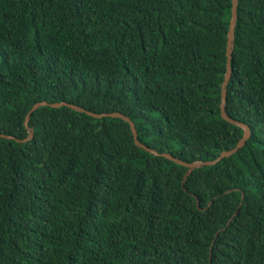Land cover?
Listing matches in <instances>:
<instances>
[{
    "label": "trees",
    "instance_id": "obj_1",
    "mask_svg": "<svg viewBox=\"0 0 264 264\" xmlns=\"http://www.w3.org/2000/svg\"><path fill=\"white\" fill-rule=\"evenodd\" d=\"M0 0V264H264V0ZM31 114L29 137L25 120ZM200 207H198V203ZM215 241L214 245L213 242Z\"/></svg>",
    "mask_w": 264,
    "mask_h": 264
},
{
    "label": "water",
    "instance_id": "obj_2",
    "mask_svg": "<svg viewBox=\"0 0 264 264\" xmlns=\"http://www.w3.org/2000/svg\"><path fill=\"white\" fill-rule=\"evenodd\" d=\"M238 9H239V0H232V17H231V21H230L228 40H227V72H226L225 81L223 83V89H222L221 114H222V118L224 120L230 122L231 124L242 127L245 132H244L243 138L238 142V144L236 145L235 148L223 152L217 159L212 160V161H195V162L189 163L186 161H182L178 158H175L172 155L167 154V153L159 154L156 150H153V149L147 147L146 145L142 144L138 140V131L136 129L134 122L129 117L123 115L122 113L116 112V113L96 114V113H93L91 111H87L84 108H81V107H78L75 105H69L67 103L52 104L51 107L60 108L62 106H69L78 112L86 113L87 115L95 117L97 119H101L104 117H110V118H119V119L126 121L131 126L132 132L134 134L135 143L138 147L146 150L147 152L153 154L154 156H157V157L161 156L167 160H170V161L188 169V171L184 177V182H183V186H184L185 181L187 180V178L190 176V174L193 171L200 169L202 167H205V166H215L219 162H221L223 159L231 157L232 155L236 154L241 148H243L245 146L246 142L248 141V139L251 137V130H250V127L248 125L243 124L239 121H236V120L230 118L226 113V104H227V97H228L227 88H228L229 82L233 76L232 58H233L236 27H237V22H238V18H239ZM44 106H49V104L47 102L37 103L32 108V110L27 115L26 120H25V126L27 129H29V121L31 118V114L34 113L36 110L40 109L41 107H44ZM29 132H30L29 137L26 138L25 140H23L22 142L27 143L28 141L33 139V137H34L33 131L31 129H29ZM0 137L1 138H7V139H15V137L5 136V135H0ZM197 204H198V207H200L199 202ZM214 243H215V241L213 242V245H214Z\"/></svg>",
    "mask_w": 264,
    "mask_h": 264
}]
</instances>
